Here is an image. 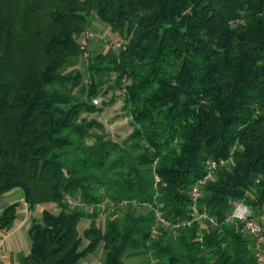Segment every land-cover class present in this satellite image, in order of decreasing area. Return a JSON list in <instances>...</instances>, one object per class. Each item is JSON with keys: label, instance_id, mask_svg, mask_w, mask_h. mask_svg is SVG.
Listing matches in <instances>:
<instances>
[{"label": "trees", "instance_id": "1", "mask_svg": "<svg viewBox=\"0 0 264 264\" xmlns=\"http://www.w3.org/2000/svg\"><path fill=\"white\" fill-rule=\"evenodd\" d=\"M92 14L122 44L90 60L86 86L70 68L88 58ZM81 84L87 100L73 95ZM111 91L136 126L129 153L82 118ZM230 158L201 188L215 224H158L157 212L190 221L206 162ZM14 190L30 209L51 206L19 264H79L100 245L102 264H259L228 218L240 201L264 212V0H0V198Z\"/></svg>", "mask_w": 264, "mask_h": 264}, {"label": "rangeland", "instance_id": "2", "mask_svg": "<svg viewBox=\"0 0 264 264\" xmlns=\"http://www.w3.org/2000/svg\"><path fill=\"white\" fill-rule=\"evenodd\" d=\"M97 22H96V21ZM100 23L95 15H91L89 17V28L93 27V24ZM93 37L86 38L85 47L87 49L88 58H83L79 62H77L76 66L70 68V70L80 71L83 75V83L84 85H88L89 83V74L87 71L88 64L95 55L106 52L111 47L117 49V44L121 43L118 38L111 35L108 28L104 27L100 24L99 27H94L91 30ZM122 44V43H121ZM104 81H107V78H104ZM114 77L111 79V82L108 85L113 84ZM79 85L77 90L73 93V95L80 100H87V93H83L85 86ZM108 85L103 86L104 90L107 89ZM123 93V92H122ZM120 91H111L106 96H99L98 98L93 99V104L99 109L94 113H83L82 118L87 120H97L104 127V132L108 137L113 141L120 145L125 152L129 153L132 149L133 143L130 139L133 134L136 126L132 124V118L127 115V113L123 110V101L124 96ZM105 103V104H104ZM101 109V110H100ZM99 133H102V130L97 129ZM94 139H87L88 144H92ZM22 191V190H20ZM1 204L4 203L3 198H0ZM46 209H50L51 206H46ZM102 209H106V212L101 214L102 221L107 218L110 214L109 211L113 210V206L109 205L108 207L104 203ZM53 211L58 213L59 210L53 207ZM263 220V218H260ZM91 222L88 219L81 220L79 224L80 234L83 235L84 231L90 226ZM6 245V244H5ZM85 246V244H84ZM82 246V249H84ZM263 246V244H262ZM6 247V246H5ZM264 249V246H263ZM262 249V250H263ZM8 251L7 249H5ZM103 248L100 245L94 253L89 255L86 259L81 261L79 264H102L103 261ZM141 259L139 258H131L126 260V264H138ZM264 262V258L262 259Z\"/></svg>", "mask_w": 264, "mask_h": 264}, {"label": "built area", "instance_id": "3", "mask_svg": "<svg viewBox=\"0 0 264 264\" xmlns=\"http://www.w3.org/2000/svg\"><path fill=\"white\" fill-rule=\"evenodd\" d=\"M92 32L85 34L86 38L93 37ZM117 48H121V44H117ZM232 162V159L227 160H214L209 159L206 162V173L199 179L192 188V219L190 221H184L179 223H172L166 220L159 212H157V222L165 227H168L172 230L180 229L182 227H189L194 221H210L212 224H215V221L209 217L206 211L201 212L198 206L199 199L201 198V188L208 182L215 180V174L218 168L228 166ZM126 202L121 203V206L126 205ZM136 204V203H135ZM260 218L264 220V212L261 216H255L254 211L243 201L237 202L234 204L233 210L228 218V220L240 221L244 224L245 230L249 235H251L255 240L256 244L254 250L257 257L259 258L260 263L262 264L261 254L263 252L261 246L264 243V229ZM6 237L0 240V264L3 262L4 258V241Z\"/></svg>", "mask_w": 264, "mask_h": 264}, {"label": "crops", "instance_id": "4", "mask_svg": "<svg viewBox=\"0 0 264 264\" xmlns=\"http://www.w3.org/2000/svg\"><path fill=\"white\" fill-rule=\"evenodd\" d=\"M99 26L100 23L93 24L91 30H93L94 27L96 28ZM1 198H3L4 203L2 204L0 203V215L7 206L12 204L19 205L18 217L14 224V227L8 232L0 233V240L6 237L3 246L4 258L2 264H19L20 255L27 254L30 252V248H31V240L29 236L30 226L34 220H40L42 218V213L47 207L46 205H40L35 207L34 209H30L29 206L24 201L23 191L20 190H14L12 192H9L8 194L4 195ZM259 220L261 221L264 229V220L262 219ZM263 246H261L262 249ZM5 249H7L8 251H6ZM263 258H264V249L261 254V260ZM262 264H264L263 261Z\"/></svg>", "mask_w": 264, "mask_h": 264}]
</instances>
